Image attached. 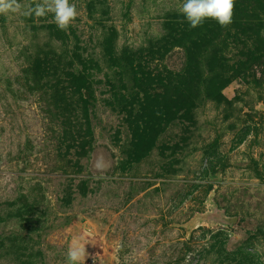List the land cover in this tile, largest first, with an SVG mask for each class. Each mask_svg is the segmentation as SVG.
Returning a JSON list of instances; mask_svg holds the SVG:
<instances>
[{"label": "rangeland", "instance_id": "rangeland-1", "mask_svg": "<svg viewBox=\"0 0 264 264\" xmlns=\"http://www.w3.org/2000/svg\"><path fill=\"white\" fill-rule=\"evenodd\" d=\"M35 2L0 14V264H264V0Z\"/></svg>", "mask_w": 264, "mask_h": 264}, {"label": "clouds", "instance_id": "clouds-1", "mask_svg": "<svg viewBox=\"0 0 264 264\" xmlns=\"http://www.w3.org/2000/svg\"><path fill=\"white\" fill-rule=\"evenodd\" d=\"M235 0H183L178 11L184 16L191 28L201 26L206 19L215 20L221 27H228L233 20ZM18 0H0V14L18 12ZM52 13L58 29L69 28L77 17V8L70 0H37L26 14L42 17ZM86 244L83 237H74L65 254V264H85Z\"/></svg>", "mask_w": 264, "mask_h": 264}, {"label": "water", "instance_id": "water-1", "mask_svg": "<svg viewBox=\"0 0 264 264\" xmlns=\"http://www.w3.org/2000/svg\"><path fill=\"white\" fill-rule=\"evenodd\" d=\"M218 218H219V220H221L225 223H230V224H234L239 220L237 216H227L223 213H220Z\"/></svg>", "mask_w": 264, "mask_h": 264}, {"label": "trees", "instance_id": "trees-1", "mask_svg": "<svg viewBox=\"0 0 264 264\" xmlns=\"http://www.w3.org/2000/svg\"><path fill=\"white\" fill-rule=\"evenodd\" d=\"M258 229H261V230H263V228H262L261 226H259V227H258Z\"/></svg>", "mask_w": 264, "mask_h": 264}]
</instances>
